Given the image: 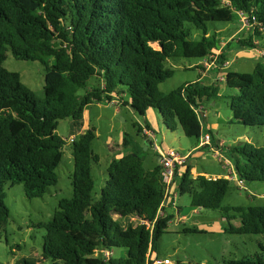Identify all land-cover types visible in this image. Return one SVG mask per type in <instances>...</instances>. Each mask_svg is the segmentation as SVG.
Instances as JSON below:
<instances>
[{
    "label": "trees",
    "instance_id": "1",
    "mask_svg": "<svg viewBox=\"0 0 264 264\" xmlns=\"http://www.w3.org/2000/svg\"><path fill=\"white\" fill-rule=\"evenodd\" d=\"M239 12L252 33L222 46V32H210L208 24L230 22L234 15L240 22ZM263 33L264 0H0V230L8 217L6 185L22 184L26 197L32 198L57 183L55 170L66 139L56 129L65 118L77 128L69 143L73 194L59 199L49 220L40 224L45 229L43 259L52 264H152L158 259V240L174 218L167 211L172 192L189 195L192 207L229 211L221 208L228 177L191 176L193 166L187 160L176 167L166 193L161 164L146 170L135 150L111 160L94 199L91 164L99 155L91 148L94 128H84L83 114L91 103H111L118 97L140 117L154 109L167 130L180 129L199 147L204 116L194 107L217 96L218 86L195 80L163 92L159 84L174 72L167 62L181 57L211 62L218 49V57L225 60L227 50L257 48L255 37ZM8 51L16 59L44 65L43 98L33 94L18 72L3 66ZM223 75L222 82L237 90L228 96L233 120L264 125V61L258 60L251 72L228 70ZM90 78L96 85L87 86ZM126 93L129 102L123 101ZM135 126L143 136L144 128L153 130L146 119ZM227 150L238 179L264 182V145L245 141ZM233 210L240 225L232 231L264 234V205ZM113 248H124V255L114 258ZM261 248L225 264H264Z\"/></svg>",
    "mask_w": 264,
    "mask_h": 264
},
{
    "label": "rangeland",
    "instance_id": "2",
    "mask_svg": "<svg viewBox=\"0 0 264 264\" xmlns=\"http://www.w3.org/2000/svg\"><path fill=\"white\" fill-rule=\"evenodd\" d=\"M208 27L210 32L214 28L222 32V46L233 38L248 37L252 33L250 26L242 19L239 22L236 15L230 22L209 23ZM254 43L257 48L227 50L224 53L225 60L218 57L222 49L215 50V55L210 58L214 61L212 67L219 65L217 72L220 73V78L215 69H208L197 58H173L167 62V67H171L174 72L159 84L158 88L163 92L195 80L218 86L217 96L201 104L205 113L200 118L201 128L203 134L208 133L212 138L209 146L197 147L196 139L185 136L180 129L167 130L157 111L152 109L154 114L146 113L147 122L155 130L150 139L163 148L181 153L189 152L188 163L194 168L191 176L204 173L211 177H228L230 186L221 202V208H228L229 211L224 212L220 208H195L190 205L189 195L172 192L170 198L173 201L167 211L173 213L174 218L158 240L155 251L158 260L168 258L171 264H225L229 259L249 257L262 252L264 234H240L232 231V227L240 225L238 213L233 207L264 205V182L249 181L239 184L227 148L245 141L264 145V125L245 126L233 120L228 96L237 93V90L222 82L223 72H251L258 60L264 61V33L260 38L255 37ZM218 61H223V64ZM198 63L201 68L194 66ZM3 66L7 70L18 72L22 82L33 94L38 99L43 98L45 69L40 61L16 59L8 51ZM93 85H96L95 79L90 78L87 86ZM83 92L84 90H79V93ZM122 97L123 101L129 102L127 93ZM83 115L84 128H94L95 137L91 148L99 155V161L91 164L95 182L94 199L98 197L105 182L109 163L125 150H135L146 170H151L158 163V152L154 150L152 143L146 144L143 135L137 132L135 123H140L143 118L134 113L129 105L95 102L85 108ZM76 131L70 118L59 120L56 132L66 139V144L61 162L55 170L58 181L43 195L28 198L22 184L5 186L8 217L0 230V264H19L20 259H26L32 264H52L50 259H43L42 256L45 229L40 224L49 220L57 209L59 199L72 197L70 175L74 163L69 137ZM123 138L127 139L126 145L123 144ZM216 142L218 146H223L216 147ZM113 252L114 258L119 257L124 255V248H113Z\"/></svg>",
    "mask_w": 264,
    "mask_h": 264
},
{
    "label": "built area",
    "instance_id": "3",
    "mask_svg": "<svg viewBox=\"0 0 264 264\" xmlns=\"http://www.w3.org/2000/svg\"><path fill=\"white\" fill-rule=\"evenodd\" d=\"M239 15H240L242 21L245 23L246 17L243 15L242 12H239ZM200 63H202L203 65L206 64L204 66H206L209 69L210 67L213 66L214 61L210 62L209 60L203 59ZM221 64H223V63H221ZM215 66L218 67L219 65H215ZM119 102L120 101H119L118 97H114L111 101V104H119ZM194 109L199 116L200 115L205 116V113L203 111V107L201 105L195 106ZM143 134L152 135V132L149 129L144 128ZM73 137L74 136H70L69 140L71 141L73 139ZM210 139H211L210 135L208 133H204L200 139L199 147L204 146V145H210ZM151 143H152L154 150H156L159 154V158H160L159 163L162 166L161 175H162L163 182L165 183V189H166V193H167V192H169V189L171 187L176 167L181 166L185 162H187V160L190 156V153L189 152L188 153H181L179 151L169 149L166 147L163 148V147L157 145L156 143H154L152 141H151ZM237 181L239 182V184H242V180L237 178ZM102 253L105 256H109L111 254L109 251H103ZM152 264H171V260L168 258H164L161 260L156 259Z\"/></svg>",
    "mask_w": 264,
    "mask_h": 264
},
{
    "label": "crops",
    "instance_id": "4",
    "mask_svg": "<svg viewBox=\"0 0 264 264\" xmlns=\"http://www.w3.org/2000/svg\"><path fill=\"white\" fill-rule=\"evenodd\" d=\"M215 71L217 72V71H218V68L215 69ZM221 71H222V70H221ZM217 73H218V78H220V75H219L220 73H219V72H217ZM223 74H224V72H223ZM222 77H224V75H223ZM147 112H148V114H154L153 111H152V109L147 110ZM147 112H146V113H147ZM146 116H147V115H145V117H142L143 120L140 122L141 124H145ZM160 120H161V119H160ZM146 121H147V120H146ZM148 123H149V122H148ZM161 123H162V121H161ZM162 124H163V123H162ZM151 127H152V126H151ZM152 129H153L152 131L150 130V131L152 132V135H146V136H143V137H144V138H143V139H144V142H145L146 144H151V139H150V138L153 137V136H154V133H155V132H154L155 130H154L153 127H152ZM216 143H217V142H216ZM218 145H219V144H218ZM220 146H223V145L221 144ZM157 160H158V163H159L160 158H159V155H158V154H157ZM192 170H194V168H193ZM200 174H201V173H200ZM202 174H203V173H202ZM213 177H217V176H213ZM235 177H236V179L238 178L237 175H235ZM173 204H174V202H173ZM168 209H169V208L167 207V210H168ZM169 212H170V211H169ZM175 212H178V210H176Z\"/></svg>",
    "mask_w": 264,
    "mask_h": 264
}]
</instances>
